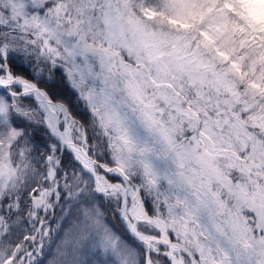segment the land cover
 Returning a JSON list of instances; mask_svg holds the SVG:
<instances>
[{
    "label": "snow or ice",
    "instance_id": "snow-or-ice-1",
    "mask_svg": "<svg viewBox=\"0 0 264 264\" xmlns=\"http://www.w3.org/2000/svg\"><path fill=\"white\" fill-rule=\"evenodd\" d=\"M41 64L64 69L111 165L38 86ZM0 90V264H42L45 217L65 206L78 215L53 264H264V0H0ZM21 117L56 139L39 159ZM25 213L31 250L12 240Z\"/></svg>",
    "mask_w": 264,
    "mask_h": 264
},
{
    "label": "trees",
    "instance_id": "trees-1",
    "mask_svg": "<svg viewBox=\"0 0 264 264\" xmlns=\"http://www.w3.org/2000/svg\"><path fill=\"white\" fill-rule=\"evenodd\" d=\"M12 63L13 68L15 71L25 75L26 77L32 78L34 73L31 71L30 67L25 64L23 61H20L18 58L10 61ZM56 69L53 71L54 78L51 80L46 78H37V82L45 87L52 97L56 100H61L66 102L72 113L81 121L86 124V129L88 131V138L91 143L96 144V138L94 135L93 128L90 125L88 114L83 112L81 109L77 108L74 105L75 95L73 89L70 87L67 77L65 75L64 69L60 67H55ZM3 91L0 90V95H3ZM24 100H28L32 102L34 105H37L33 98H25ZM18 122H22L27 126V132L29 134V144L33 148V156L39 159L41 156L47 154V146L51 143H56V139L51 136L50 130L44 124H30L24 118H19ZM100 136V135H99ZM101 137V136H100ZM99 143V142H98ZM106 144V140L102 142L99 146H101V150H97V158H100L99 153H103V161L108 162L111 164V157L110 154L104 152V146ZM98 147V145H97ZM96 148V146H95ZM62 160V166H64L65 170L67 171H79L80 165L74 159L73 154L69 150H65L63 153H57ZM42 167V165H41ZM86 179L88 177H85ZM118 180V178H115ZM138 182V181H137ZM97 205L100 207L101 212L103 213V220L104 222H108L114 230H116L122 238H125L129 243L133 244L139 252H143V249L140 248L136 241L133 239L132 235L127 233V229L123 224L119 213L113 210L112 206L109 205L106 199L103 197L102 194H96L95 197ZM63 204V202H62ZM146 207L151 212V205L146 203ZM43 216V213H41ZM78 215V209L73 207L72 209H68L66 206L62 211L61 207H57L55 209V214H49V216L45 217L48 222L49 227L52 231L49 233L51 236V241L45 238V246L41 250L42 255L37 257L38 260L42 262V264H53L56 259V247L60 243V240L63 238L64 232L67 231L68 227L70 226L72 220L75 216ZM63 217V219H58ZM57 222L60 224V228L57 229ZM124 233H123V232ZM33 247V245H32ZM35 255V253H34ZM161 258L165 264H169L168 260L164 257ZM99 260V257L96 258Z\"/></svg>",
    "mask_w": 264,
    "mask_h": 264
},
{
    "label": "rangeland",
    "instance_id": "rangeland-1",
    "mask_svg": "<svg viewBox=\"0 0 264 264\" xmlns=\"http://www.w3.org/2000/svg\"><path fill=\"white\" fill-rule=\"evenodd\" d=\"M19 59V58H18ZM20 61H22L21 59H19ZM24 62V61H23ZM25 64H27L29 67H30V69H31V71L33 72V68L35 67V64H34V62H33V64L32 65H29L27 62H24ZM41 69H42V71H41ZM56 68H50V66H45L44 64H41L40 66H39V68H37L36 69V71L37 72H39V76H37V78H46V79H49V80H51L52 78H54V70H55ZM37 81V80H36ZM74 91V90H73ZM74 95H75V100H74V105H76L77 106V108H79V109H81L83 112H85V113H87L88 114V119H89V122H90V125H91V127L93 128V125H92V115H91V112L84 106V103H83V101H80L79 99H78V97H77V95H76V93H75V91H74ZM36 102V101H35ZM64 102V101H63ZM23 103L25 104V105H27V106H29V107H32V108H36V106L37 105H34L32 102H30V101H28V100H23ZM37 103V102H36ZM65 104H67L66 102H64ZM68 105V104H67ZM68 107H69V105H68ZM70 108V107H69ZM71 110V109H70ZM37 111H39L38 109H37ZM21 118H23V117H21ZM80 124H83V126H84V128L86 129V124L83 122V121H81V120H77ZM46 126V125H45ZM87 130V129H86ZM99 128H96V130H95V132H94V135H95V138H96V144H93V143H91V141H89V145H95L96 146V148H95V151L97 152V150H98V152H99V150H101V146H99L100 145V143H101V139H102V142L104 141V139L106 140V138H104L103 136H99ZM87 134H88V131H87ZM76 135V133L74 132V136ZM99 142V143H98ZM97 145H98V147H97ZM103 145H105L104 146V152L105 153H107V154H110V151H109V149H108V147H107V143L106 144H103ZM90 151H91V149H90ZM97 152V153H98ZM37 167L38 168H41V164H38L37 165ZM102 174H104V173H102ZM107 175V177H108V179L109 180H111L112 182H114V181H117L115 178L116 177H114L112 174H110V173H108V174H106ZM142 195H143V193H142ZM107 199V203L109 204V205H111L112 206V208H113V210H115V211H117L119 214H120V207L122 206V205H120V204H118V202L117 201H115V200H113V199H111V198H106ZM14 218V217H13ZM103 222V224L104 225H106L108 228H110L112 231H113V233H115L117 236H119L121 239H123L126 243H128V244H130V245H132L133 247H135L133 244H131V243H129L125 238H122L121 236H120V234L116 231V230H114L113 228H112V226L107 222H104V221H102ZM37 227H39V224H37ZM32 234H34L32 231H31V225L27 222V215H26V213H25V215H24V217H23V220H22V223H21V225L20 226H18V227H16L15 228V231H14V235H13V237H12V240L14 241V242H20V241H23V236L24 235H32ZM23 243H24V245L26 246V247H28L29 248V250H31L32 249V244H30L28 241H23ZM154 258H156V259H159L160 260V264H165L164 263V261L161 259V258H159V257H154Z\"/></svg>",
    "mask_w": 264,
    "mask_h": 264
},
{
    "label": "water",
    "instance_id": "water-1",
    "mask_svg": "<svg viewBox=\"0 0 264 264\" xmlns=\"http://www.w3.org/2000/svg\"><path fill=\"white\" fill-rule=\"evenodd\" d=\"M37 82V81H36ZM38 83V82H37ZM38 86H40L43 90H45V91H47L48 93H49V91L46 89V88H44L43 86H41V85H39L38 84ZM49 95L51 96V94L49 93ZM52 97V96H51ZM53 98V97H52ZM53 100L54 101H57V102H63V101H59V100H55L54 98H53ZM64 103V102H63ZM67 105V104H66ZM67 107H68V105H67ZM68 109H69V107H68ZM69 112L72 114V112L70 111V109H69ZM72 116L77 120V118L72 114ZM102 162H104V161H102ZM111 165V164H110ZM134 183H138V182H136V181H134ZM121 216V215H120ZM124 222V221H123ZM124 224H125V222H124ZM126 226V225H125ZM127 232L130 234V232L128 231V229H127Z\"/></svg>",
    "mask_w": 264,
    "mask_h": 264
},
{
    "label": "bare ground",
    "instance_id": "bare-ground-1",
    "mask_svg": "<svg viewBox=\"0 0 264 264\" xmlns=\"http://www.w3.org/2000/svg\"><path fill=\"white\" fill-rule=\"evenodd\" d=\"M71 114V113H70ZM71 117L73 118V119H75L73 116H72V114H71ZM61 120H63V117L61 116ZM76 120V119H75ZM73 135H74V132H73ZM108 178V177H107ZM114 182H119L118 180L117 181H114Z\"/></svg>",
    "mask_w": 264,
    "mask_h": 264
}]
</instances>
